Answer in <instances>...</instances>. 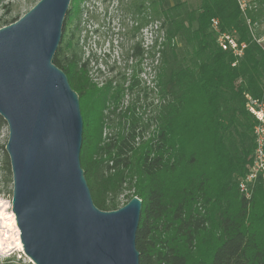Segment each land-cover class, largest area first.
<instances>
[{
    "label": "trees",
    "instance_id": "obj_1",
    "mask_svg": "<svg viewBox=\"0 0 264 264\" xmlns=\"http://www.w3.org/2000/svg\"><path fill=\"white\" fill-rule=\"evenodd\" d=\"M256 1L242 11L238 0H149L160 98L153 115L145 122L126 107L108 139L104 102L96 128L82 115L80 163L94 204L116 209L124 190L133 191L127 201L142 200L139 264H264V187L256 183L249 198L238 190L254 147L246 96H264V44L250 25L264 0ZM71 6L52 62L80 102L86 74L63 49ZM222 33L245 44L240 56L221 48ZM6 126L0 115V131Z\"/></svg>",
    "mask_w": 264,
    "mask_h": 264
},
{
    "label": "water",
    "instance_id": "obj_2",
    "mask_svg": "<svg viewBox=\"0 0 264 264\" xmlns=\"http://www.w3.org/2000/svg\"><path fill=\"white\" fill-rule=\"evenodd\" d=\"M69 3L38 0L0 27V115L19 241L34 264H139L142 200L94 204L80 163L79 96L52 62Z\"/></svg>",
    "mask_w": 264,
    "mask_h": 264
},
{
    "label": "rangeland",
    "instance_id": "obj_3",
    "mask_svg": "<svg viewBox=\"0 0 264 264\" xmlns=\"http://www.w3.org/2000/svg\"><path fill=\"white\" fill-rule=\"evenodd\" d=\"M37 1L1 0L0 27L21 17ZM186 1L194 6L198 2V0ZM244 2L246 8L260 7L256 0H244ZM70 6L72 12L66 25L65 38V40L69 38L70 42L63 49L66 54H76L77 62L86 74L89 94L80 99L83 117L89 116L93 128H96L101 120V104L121 87V107L135 104V100L138 101L136 115L142 117L145 122L148 121L160 99L156 90L153 45L155 33L154 23L149 17V0H70L69 8ZM250 23L255 37L264 44V6L259 11L257 21ZM63 31L62 28V33ZM257 33H260V36H257ZM133 50L134 53H138L137 56H134ZM111 62L114 67H110ZM109 81L116 88L109 90L108 93L101 91ZM106 106L104 103V115L107 113ZM111 106L108 105L109 108ZM117 130L116 123L103 125V137L108 132L117 133ZM148 133L149 130L145 134L146 137ZM7 137L6 126L0 131V211L7 213L8 216L10 212L12 213V175L10 165L7 164L3 153ZM132 194L133 191L124 190L117 199L120 206ZM8 222L10 223V220ZM10 224L7 229L12 247L7 252L0 249V264H34L23 250H19L16 246L17 227L14 228Z\"/></svg>",
    "mask_w": 264,
    "mask_h": 264
},
{
    "label": "built area",
    "instance_id": "obj_4",
    "mask_svg": "<svg viewBox=\"0 0 264 264\" xmlns=\"http://www.w3.org/2000/svg\"><path fill=\"white\" fill-rule=\"evenodd\" d=\"M238 1L241 10L245 11L244 0ZM212 25L216 27L217 20H212ZM218 41L222 49H230L238 56L242 54L245 47V44H237L236 40L226 33L220 34ZM246 98V108L255 119L253 126L254 147L247 161L246 173L238 181V190L246 198H249L256 183L264 187V96L261 99H253L247 95Z\"/></svg>",
    "mask_w": 264,
    "mask_h": 264
},
{
    "label": "flooded vegetation",
    "instance_id": "obj_5",
    "mask_svg": "<svg viewBox=\"0 0 264 264\" xmlns=\"http://www.w3.org/2000/svg\"><path fill=\"white\" fill-rule=\"evenodd\" d=\"M133 54L134 56H137L138 53L135 52L134 53V50H133ZM110 67H114L113 66H110ZM134 82H136V80H133ZM108 86H110L111 90L116 88L115 86H112V83L111 81H109V83L107 84ZM106 85V86H107ZM105 87V86H104ZM119 87V85H118ZM122 89L121 87H119L117 89V91L115 93L112 94V96L109 98V99H106L104 101V103L107 105L106 106V111L107 113L105 114V121L108 125H113V124H117L119 125V121L121 120L120 117H121V114H122V111L126 108V107H130L132 106V104L135 106V109L137 110L138 109V104L139 103L138 101L135 100V104L132 103V104H128L124 107H121V103H122ZM108 105H112L111 108L108 107ZM130 111V110H129ZM112 134V132H108L105 137L108 139V137Z\"/></svg>",
    "mask_w": 264,
    "mask_h": 264
},
{
    "label": "bare ground",
    "instance_id": "obj_6",
    "mask_svg": "<svg viewBox=\"0 0 264 264\" xmlns=\"http://www.w3.org/2000/svg\"><path fill=\"white\" fill-rule=\"evenodd\" d=\"M14 214L10 212V214L7 216V213H4L0 211V249L4 252H7L11 249V241H10V236L8 235V227L9 224L11 223L14 228H15V219H14ZM10 220V223L8 222ZM10 224V225H11ZM12 226V227H13ZM17 227V226H16ZM16 246L18 247L19 250H22L21 243L19 241V234L18 230L16 228ZM1 252V251H0ZM31 261V260H30Z\"/></svg>",
    "mask_w": 264,
    "mask_h": 264
},
{
    "label": "clouds",
    "instance_id": "obj_7",
    "mask_svg": "<svg viewBox=\"0 0 264 264\" xmlns=\"http://www.w3.org/2000/svg\"><path fill=\"white\" fill-rule=\"evenodd\" d=\"M102 59V58H101ZM105 59V58H104ZM104 59H102V60H104ZM113 62H115V60H112ZM114 64H112V62H111V66H113Z\"/></svg>",
    "mask_w": 264,
    "mask_h": 264
}]
</instances>
